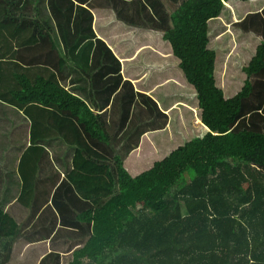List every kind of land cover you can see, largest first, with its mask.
Returning a JSON list of instances; mask_svg holds the SVG:
<instances>
[{
  "label": "trees",
  "instance_id": "16d2710c",
  "mask_svg": "<svg viewBox=\"0 0 264 264\" xmlns=\"http://www.w3.org/2000/svg\"><path fill=\"white\" fill-rule=\"evenodd\" d=\"M15 4L0 0V100L33 122L19 201L29 206L34 192L39 140L78 147L68 180L92 202L80 219L94 234L72 264L264 263V0L184 2L160 34L162 52L146 47L149 31L95 11L125 76L170 115L166 130L146 134L124 160L108 147L106 120L62 85L66 61L50 35L21 39ZM48 48L44 62L22 63L24 52ZM20 234L0 209V264Z\"/></svg>",
  "mask_w": 264,
  "mask_h": 264
},
{
  "label": "crops",
  "instance_id": "0c3cea01",
  "mask_svg": "<svg viewBox=\"0 0 264 264\" xmlns=\"http://www.w3.org/2000/svg\"><path fill=\"white\" fill-rule=\"evenodd\" d=\"M187 1L64 0L59 7L52 0H16L13 12L23 41L41 37L44 42V36L50 35L66 61L62 85L106 120L108 147L124 160L140 148L146 134L166 130L170 115L150 93L139 90L136 81L125 76L124 61L99 32L95 11H111L124 25L149 31L144 34L152 42L146 47L162 52L168 51V46L160 34L172 28V15ZM49 50L26 51L22 63L34 57L44 62ZM145 61L151 62V54ZM32 128L33 122L24 111L0 100V151L5 148L2 142L9 153L4 154V161L0 158L4 171L0 209L21 226L11 264H17L14 258L20 255L23 264H72L76 251L86 247L94 234V224L80 219L92 208V202L83 199L68 180L78 147L61 137L39 140L43 158L30 204L24 205L19 201L24 191L20 164L32 145ZM115 245L125 252L126 245ZM248 259L249 264H264L253 256ZM236 262L233 258V262L218 264Z\"/></svg>",
  "mask_w": 264,
  "mask_h": 264
},
{
  "label": "rangeland",
  "instance_id": "374dc122",
  "mask_svg": "<svg viewBox=\"0 0 264 264\" xmlns=\"http://www.w3.org/2000/svg\"><path fill=\"white\" fill-rule=\"evenodd\" d=\"M53 1V3L54 4H58V2L60 1V0H52ZM259 25H260V23H258ZM0 140L1 141H3V139H1L0 138ZM18 141L20 142L21 141V139L20 138H18ZM17 144V143H16ZM1 145H3V146H1V147H5V148H7V146H5L4 145V143H2L1 142ZM5 148H3L0 152H1V155H0V158L2 159V161H4L3 159H4V154L5 155H8L9 153H7V151H5ZM13 154H14V152L12 153V155H11V159H12V157H13ZM12 161V160H11ZM9 173H11V170L9 171ZM4 177V171H3V166H1L0 165V178H3ZM1 203V202H0ZM17 241V240H16ZM0 245H1V247H4V245H5V243L3 242V241H0ZM13 253H14V251H13ZM37 258H39L38 256H36ZM15 259V261L17 262V264H23L24 263V259H23V257L20 255V257H18V258H14ZM12 261H13V254H12V257H11V259H10V261L7 263V264H11L12 263Z\"/></svg>",
  "mask_w": 264,
  "mask_h": 264
}]
</instances>
